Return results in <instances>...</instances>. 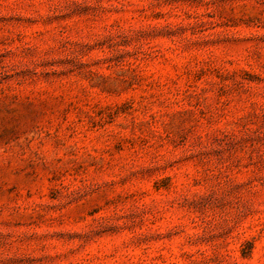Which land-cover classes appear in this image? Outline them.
<instances>
[{"label":"rangeland","instance_id":"374dc122","mask_svg":"<svg viewBox=\"0 0 264 264\" xmlns=\"http://www.w3.org/2000/svg\"><path fill=\"white\" fill-rule=\"evenodd\" d=\"M0 264H264V0H0Z\"/></svg>","mask_w":264,"mask_h":264}]
</instances>
